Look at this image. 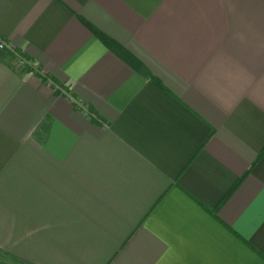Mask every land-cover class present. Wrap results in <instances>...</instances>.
Listing matches in <instances>:
<instances>
[{"label":"crops","instance_id":"1","mask_svg":"<svg viewBox=\"0 0 264 264\" xmlns=\"http://www.w3.org/2000/svg\"><path fill=\"white\" fill-rule=\"evenodd\" d=\"M0 41V264H264V0H0Z\"/></svg>","mask_w":264,"mask_h":264},{"label":"built area","instance_id":"2","mask_svg":"<svg viewBox=\"0 0 264 264\" xmlns=\"http://www.w3.org/2000/svg\"><path fill=\"white\" fill-rule=\"evenodd\" d=\"M9 46L4 42V41H0V49H5L8 48ZM17 64L20 68L24 67L27 63L26 59L24 57H22L19 54H16L15 56Z\"/></svg>","mask_w":264,"mask_h":264},{"label":"trees","instance_id":"3","mask_svg":"<svg viewBox=\"0 0 264 264\" xmlns=\"http://www.w3.org/2000/svg\"><path fill=\"white\" fill-rule=\"evenodd\" d=\"M108 46L111 47L113 50L116 48L114 43L107 42Z\"/></svg>","mask_w":264,"mask_h":264}]
</instances>
